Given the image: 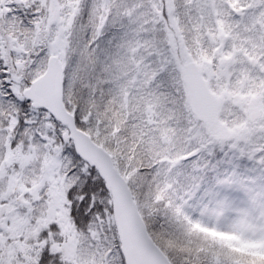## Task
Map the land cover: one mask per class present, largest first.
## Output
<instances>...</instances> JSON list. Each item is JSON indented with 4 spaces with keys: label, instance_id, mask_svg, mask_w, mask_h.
Returning a JSON list of instances; mask_svg holds the SVG:
<instances>
[{
    "label": "snow or ice",
    "instance_id": "1",
    "mask_svg": "<svg viewBox=\"0 0 264 264\" xmlns=\"http://www.w3.org/2000/svg\"><path fill=\"white\" fill-rule=\"evenodd\" d=\"M0 264H264V0H0Z\"/></svg>",
    "mask_w": 264,
    "mask_h": 264
}]
</instances>
